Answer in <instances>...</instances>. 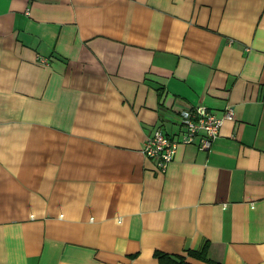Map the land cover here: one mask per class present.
Masks as SVG:
<instances>
[{"label": "crops", "instance_id": "0c3cea01", "mask_svg": "<svg viewBox=\"0 0 264 264\" xmlns=\"http://www.w3.org/2000/svg\"><path fill=\"white\" fill-rule=\"evenodd\" d=\"M187 106L233 119L159 173L144 141ZM205 243L264 264V0H0V264Z\"/></svg>", "mask_w": 264, "mask_h": 264}, {"label": "built area", "instance_id": "2783aa9c", "mask_svg": "<svg viewBox=\"0 0 264 264\" xmlns=\"http://www.w3.org/2000/svg\"><path fill=\"white\" fill-rule=\"evenodd\" d=\"M41 63H46V60L42 59ZM161 118L178 128L177 139L171 138L158 127L146 137L142 153L155 163L157 172L164 173L174 160L179 146L194 144L199 138L198 148L210 150L224 122L233 119V112L228 107L221 117H216L207 108L187 106L179 110L164 109Z\"/></svg>", "mask_w": 264, "mask_h": 264}, {"label": "trees", "instance_id": "16d2710c", "mask_svg": "<svg viewBox=\"0 0 264 264\" xmlns=\"http://www.w3.org/2000/svg\"><path fill=\"white\" fill-rule=\"evenodd\" d=\"M207 249H208V243H205L197 250H188L186 252V257H189L194 260L201 261L207 264H218V263L210 261L207 258ZM154 255L158 259L159 264H190L189 262L186 261V258L184 256L171 257V256H168L160 252H156Z\"/></svg>", "mask_w": 264, "mask_h": 264}]
</instances>
